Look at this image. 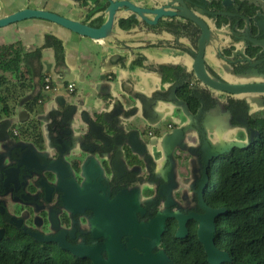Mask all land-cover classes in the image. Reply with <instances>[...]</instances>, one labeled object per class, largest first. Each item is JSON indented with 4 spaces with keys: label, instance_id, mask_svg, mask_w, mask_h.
Segmentation results:
<instances>
[{
    "label": "crops",
    "instance_id": "1",
    "mask_svg": "<svg viewBox=\"0 0 264 264\" xmlns=\"http://www.w3.org/2000/svg\"><path fill=\"white\" fill-rule=\"evenodd\" d=\"M122 1H129L141 9L167 12L180 9L174 0H0V20L24 10H41L98 30L107 20L111 3ZM129 19H135L138 25L123 30L121 22ZM159 22L185 26L178 18L156 21L153 15L120 8L111 28L100 39L83 37L39 19H27L0 29V64L17 53L26 56L16 74L6 76L5 83L0 80V124L10 123L7 141L13 139L8 144L0 142V183L5 180L7 188L12 184L15 170L24 163L26 156H43L41 152L45 147L51 153V136L71 142L72 151L76 152L83 145L82 137L91 136L85 117L108 136L136 132L161 138L180 128L186 143L199 142L202 132L195 129L190 117H184L183 107L176 103L179 89L171 99L176 86L178 88L185 79L194 78L196 46L193 40L176 30L177 26L160 27L156 31L148 28ZM217 44L216 39L209 43L205 57L206 67L214 73H220L224 64L211 53L218 48ZM139 58L144 61L139 62ZM168 67L175 70L166 73ZM165 74L166 79L163 78ZM45 76H50L54 85L74 84V93L68 95L63 90L57 96L45 92ZM218 77L223 78L222 75ZM256 81L259 78L252 77V82ZM58 98L65 101L64 106ZM242 98L253 108L261 109L256 96ZM72 106L76 112L66 125L64 118ZM177 106L183 115L177 116L173 123L167 118L175 117L177 112L172 109ZM253 115L252 119L258 118ZM215 120L214 125L208 126L207 136L214 134L219 138L218 150L223 146L222 136H250L246 128L229 132L222 128L220 117ZM90 139L88 143L92 142ZM227 139L224 141L232 144L236 141L231 137ZM4 150L9 153L5 154ZM14 151L18 153H12Z\"/></svg>",
    "mask_w": 264,
    "mask_h": 264
},
{
    "label": "flooded vegetation",
    "instance_id": "2",
    "mask_svg": "<svg viewBox=\"0 0 264 264\" xmlns=\"http://www.w3.org/2000/svg\"><path fill=\"white\" fill-rule=\"evenodd\" d=\"M181 1L209 27L205 57L209 43L217 40L218 48L211 53L224 64L220 73H214L206 67L204 57L209 78L230 86L236 84L226 83L228 78L251 81L246 84H264V0ZM184 24L183 36L188 38L196 33L197 26L188 21ZM252 77L259 78V81L252 82ZM192 78L189 87L198 90L195 75L193 82ZM225 95L227 99L237 98L248 105L242 95ZM245 95H255L262 107L260 98L264 95ZM178 101L182 103L180 106L187 107L177 98L176 103ZM204 103L202 109H206ZM198 131L202 136L199 134L197 144L186 143L184 136L181 144L170 151L162 142L166 136L159 138L151 133L146 136L137 133L140 147L135 151L126 142L120 146L104 145L93 136H83V145L76 152L72 151L71 145L61 153L54 143L58 137L51 136V153L43 148L41 153L44 155L38 157L37 165L26 163L31 154L26 156L24 165L15 170L12 184L7 188L5 180L1 181L0 221L33 239L38 235L41 240L56 241L51 244L58 247L60 242L78 250L95 251L106 264L109 260L107 246L115 236L114 217L115 221L123 220L124 215L133 218L135 224L128 226L135 231L149 225L153 229L163 219L158 242L154 243L153 234L136 233L121 236L119 244L127 256L145 257L149 245H152L148 250L153 256L165 253L164 242L170 233H173L174 240L189 241L194 231L197 237L199 224L194 217L205 214L200 205V190L203 178H208L211 160L206 162L203 146L210 142L208 136H203V129ZM89 138L91 143H88ZM4 153L9 151L4 150ZM57 159L61 162H56ZM190 159L192 166L188 165ZM49 160L54 163L49 165ZM59 179L62 184L57 189ZM44 180L53 188L50 193L41 186ZM208 190L203 194L204 207L214 209L207 203ZM116 202H123L124 207L112 208L109 212L102 207L108 205L111 208ZM180 218L186 219L187 235L182 239L176 237ZM118 229L126 230L127 225H118ZM0 230H4V237L5 228ZM135 239L139 240V247L131 248L130 243Z\"/></svg>",
    "mask_w": 264,
    "mask_h": 264
},
{
    "label": "trees",
    "instance_id": "3",
    "mask_svg": "<svg viewBox=\"0 0 264 264\" xmlns=\"http://www.w3.org/2000/svg\"><path fill=\"white\" fill-rule=\"evenodd\" d=\"M137 25L135 19L121 22L123 30H130ZM172 26L177 24L159 22L148 28L156 31L160 27ZM196 29V33L189 37L195 46L200 36L199 28ZM176 30L181 35L185 33L183 27ZM25 58V55L17 53L2 61L0 80L5 83L6 76L16 74ZM140 61L144 60L139 58ZM173 70L175 69L168 67L166 73ZM163 78L168 76L165 74ZM190 80L182 81L177 98L187 106L188 115L202 121L203 118L198 114L203 102L206 103L205 108L212 103L211 93L208 87L198 81V90H191ZM260 102L263 113L252 119L244 101L237 98L226 100L229 110L233 111V119L242 116L240 120L243 119L250 136H246L244 149L232 145L222 153L217 149L218 158L208 170L210 189L206 192L207 203L211 208L223 209L227 213L215 222L216 246L230 257L226 264H264V96H261ZM3 103L6 109L5 99ZM211 163L212 161L210 165ZM0 228H5V235L0 240V264H92L87 259L72 256L56 244L41 243L16 232L1 221ZM163 248L173 264H208L195 231L189 241L174 240L173 233H170Z\"/></svg>",
    "mask_w": 264,
    "mask_h": 264
},
{
    "label": "water",
    "instance_id": "4",
    "mask_svg": "<svg viewBox=\"0 0 264 264\" xmlns=\"http://www.w3.org/2000/svg\"><path fill=\"white\" fill-rule=\"evenodd\" d=\"M180 5V9L177 12H167V11H161V10H150V9H141L135 7L131 2L129 1H122V2H112L110 5L109 15L107 17L106 22L100 27L98 30H92L88 29L86 27L81 26L80 24L71 21L69 19H65L61 16H58L56 14L41 11V10H24L15 14H12L6 18H3L0 20V29L16 24L18 22L27 20V19H39V20H46L53 22L55 24H58L60 26H63L65 28H68L75 33H77L80 36L87 37L90 39H100L105 36V33L111 28L113 21L115 19V15L117 11L120 8H127L130 11L136 13V14H149L155 16V20L158 21L161 18H178L180 20L188 21L195 26H197L201 30V36L198 41L197 45V52L195 55L194 60V74L195 78L198 82L205 85L206 87L228 95H245V94H258V95H264V84H245V85H225L218 83L206 74L205 67H204V57L206 52V45L207 40L209 37V27L204 21L203 18L197 16L194 14L184 2L181 0H175ZM177 88H175L172 92L171 99H174V92ZM58 100H61L63 102L62 106H64L65 101L62 98H58ZM59 102V101H58ZM177 104L181 105V102H177ZM184 111L188 113L187 107H184ZM76 112V108L73 106L69 108L67 114L64 118V123L66 125H69L71 122V119L73 115ZM84 121L89 127V134L93 136L95 140L100 141L104 145H114V146H120L124 144L125 142L132 147V149L135 151L140 147V143L138 140V135L136 132H132L127 136L124 135H117L114 138L107 137L104 134V131L100 126L95 124L92 120H90L88 117L84 118ZM10 127V123H4L0 124V142H6L8 138V129ZM133 136V137H132ZM184 138V131L180 128L175 129L171 134L167 135L163 138V144L165 148L170 151L175 146L181 144ZM55 146L59 149V152L64 153L65 149L69 148L71 146V142L64 141L62 139H58L54 142ZM232 147L238 148V149H244L245 145L241 144L239 142L233 143ZM203 153L206 162L212 161L211 165L209 166V169L215 164L218 156L216 149H213L210 144H204L203 146ZM221 153V152H220ZM38 157L35 155L29 156L27 158L26 163H30V161H33L35 165L38 164ZM56 162H61L60 159H57ZM54 162L52 160H49V165H52ZM52 171V170H51ZM55 174H59V172L52 171ZM59 176V175H58ZM207 181L209 182V177L203 178L202 181V187L200 190V205L205 211V214L202 216L194 217L196 222L199 224L198 230H197V238L199 243L203 246L204 252L206 255V259L208 264H226L229 263L230 257L229 255L224 252L220 251L215 242V221L217 218L224 217L227 213L223 209H209L204 207L203 203V194L206 190L210 189V184L206 186ZM60 179L57 182V189H59V186L61 185ZM42 188L45 189L48 193L53 191V188L47 185L46 181H42L41 183ZM116 202L113 207L110 208L108 205H102V207L105 208V210H111L112 208H118V207H124L123 202L117 204ZM122 204V206H120ZM110 208V209H109ZM124 209V208H123ZM193 218V216H192ZM115 217L113 220V223L115 224V236L113 235V238L110 240L107 251L109 260L106 264H171L170 259L166 256L165 253H160L157 256H153L150 253L149 248L151 249L152 245H149L147 248V254L145 257H140L137 254H132L130 256H127L124 251L120 248L119 239L123 235H132L136 233H140L141 235L145 233L148 234V236H151L152 234L155 236L154 240L158 242L160 240V237L162 235V226H163V219L159 221L158 224H155V228H151V226H147L146 228H141L138 231H135L132 229V227H129L128 224H131L132 226L135 224V221L133 218L128 217L127 215L123 216V220H116ZM189 219V218H187ZM180 228L176 234L177 238H184L187 235V231L185 229V222L186 219L180 218ZM127 225V229H118V225ZM152 229V230H151ZM4 234V230H0V240H2ZM35 240L38 242H56V241H48V240H41L38 235L33 236ZM135 241V242H133ZM130 243V247L138 246L139 247V240L135 239ZM60 249L70 253L74 257L87 259L92 264H105L101 260L100 256L97 252L92 250H78L75 247L58 243ZM132 248V247H131Z\"/></svg>",
    "mask_w": 264,
    "mask_h": 264
},
{
    "label": "rangeland",
    "instance_id": "5",
    "mask_svg": "<svg viewBox=\"0 0 264 264\" xmlns=\"http://www.w3.org/2000/svg\"><path fill=\"white\" fill-rule=\"evenodd\" d=\"M226 83L228 84H236V85H239V84H246V83H250L251 81L245 79V80H242V79H237V80H233V79H226L225 80ZM211 91V95H210V100H212V103L209 104L206 109H202L201 112L198 114V116H201V118H203V123L199 122V123H195L198 120L197 117H194L191 118L190 121H192L193 123H195L197 126H199L200 128H195V129H203V133H205L204 136H207V134H209V132L207 131L208 126L209 125H214L215 124V119H218L219 117L222 119V128L224 127V129L226 128L227 131L229 132H232V130H241L242 128H245L244 127V122L242 120H240L241 118L240 117H232V113L233 111L229 110L228 108V105L226 103V99L228 98L227 95L225 94H222L220 92H217V91H214V90H210ZM243 97L245 95H242ZM255 96V95H253ZM178 108H174L172 109L173 111L177 112L175 114V117H169L167 118L168 120L170 121H173V123H175L176 121V117L177 116H181L183 114H181V109L179 106H177ZM183 111H184V108H183ZM247 112H248V115L251 117V115H254L255 117H260L262 115V107L261 109L259 108H253L252 106H250L249 104L247 105ZM129 112H127V114H129ZM184 114H185V118L187 119L189 116H186L188 115L185 111H184ZM260 115V116H259ZM238 116V115H237ZM165 121V119L163 120V122ZM235 122V123H233ZM227 123V124H226ZM252 136H255V134H253ZM229 137H231L235 142H239L241 144H245L247 143V139H246V136H235L234 138L232 136H222L221 138L223 139L221 141V145H223L220 150L221 153L228 150L230 148L231 145H233L231 142H227V141H224L225 139H229ZM227 139V140H228ZM219 138L217 136H215L214 134H210L208 135V142H210L209 144L211 145V147L213 149H218L216 144L218 142ZM13 139L12 137L9 138V141H7L6 143H12ZM225 145V146H224ZM188 165L192 166V160L190 159V161H188Z\"/></svg>",
    "mask_w": 264,
    "mask_h": 264
},
{
    "label": "built area",
    "instance_id": "6",
    "mask_svg": "<svg viewBox=\"0 0 264 264\" xmlns=\"http://www.w3.org/2000/svg\"><path fill=\"white\" fill-rule=\"evenodd\" d=\"M43 90L47 93H53L55 95H60L62 91H66L68 95H71L75 91V85L74 84H68L66 87L59 86V85H54L52 83V78L50 76H45L44 81H43ZM16 135V133L14 132Z\"/></svg>",
    "mask_w": 264,
    "mask_h": 264
}]
</instances>
